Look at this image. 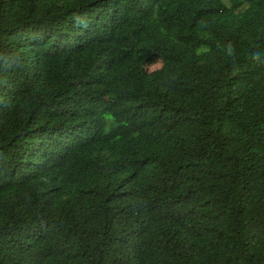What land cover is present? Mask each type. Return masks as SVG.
<instances>
[{
	"label": "trees",
	"instance_id": "obj_1",
	"mask_svg": "<svg viewBox=\"0 0 264 264\" xmlns=\"http://www.w3.org/2000/svg\"><path fill=\"white\" fill-rule=\"evenodd\" d=\"M101 12L124 136L38 167L93 112L97 45L60 35ZM39 238L47 264H264V0H0V264Z\"/></svg>",
	"mask_w": 264,
	"mask_h": 264
},
{
	"label": "clouds",
	"instance_id": "obj_2",
	"mask_svg": "<svg viewBox=\"0 0 264 264\" xmlns=\"http://www.w3.org/2000/svg\"><path fill=\"white\" fill-rule=\"evenodd\" d=\"M107 16L100 13L98 17H92L90 22L84 18H78L70 29L60 36L64 42H70L69 50L79 48L89 42L95 43L97 49L94 58L88 63L86 70L87 80L80 84V92L88 101H92V114L81 113L75 120H60L53 126L46 125L49 129L54 127L48 135L41 134L34 142V155L38 153L46 158L36 162V166L48 168L53 164L71 171L73 168L70 161L73 158L74 150L83 143L91 146L98 142L110 141L116 143L126 131V118L124 112L128 108L124 105L120 94L121 74L120 70L114 68L118 61L117 56L106 46L100 44L105 40L104 31L110 27ZM127 79L131 80L128 75ZM51 161L53 162L51 164ZM55 167V166H54ZM76 168H83L82 162L76 163ZM55 173L56 171H50ZM49 173V174H52ZM58 175V174H52ZM43 243L37 239L36 243L24 245L28 251L31 262H26L23 257L21 264H47L48 260L43 258L46 248L39 247ZM21 255V254H20ZM18 256L16 263H18Z\"/></svg>",
	"mask_w": 264,
	"mask_h": 264
},
{
	"label": "rangeland",
	"instance_id": "obj_3",
	"mask_svg": "<svg viewBox=\"0 0 264 264\" xmlns=\"http://www.w3.org/2000/svg\"><path fill=\"white\" fill-rule=\"evenodd\" d=\"M157 67H159V65Z\"/></svg>",
	"mask_w": 264,
	"mask_h": 264
}]
</instances>
